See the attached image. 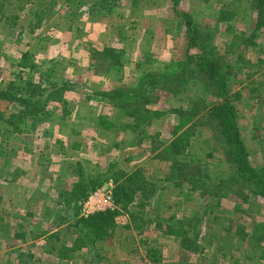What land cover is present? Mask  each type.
Listing matches in <instances>:
<instances>
[{"label": "rangeland", "instance_id": "obj_1", "mask_svg": "<svg viewBox=\"0 0 264 264\" xmlns=\"http://www.w3.org/2000/svg\"><path fill=\"white\" fill-rule=\"evenodd\" d=\"M200 59L226 74V97ZM84 99L110 107L102 124L110 133L108 152L119 158L92 171L64 157L75 150L66 137L72 141V132L86 129L72 122L83 119L73 101ZM226 102L250 161L264 175V0H0V155L53 145L71 172L59 175L57 197L44 189L34 198L35 190L22 185L27 207L39 205L28 231L19 225V206L3 201L9 192L19 198V178L1 171L0 158V264H38L31 251L49 240L53 253L40 256L53 257L50 264H264L262 188L254 183L252 192L241 183L235 193L202 197L195 183L173 179L180 168L212 188L234 173L250 177L240 178L227 159L217 111ZM55 127L58 137L48 138ZM36 132L49 141L23 136ZM129 175L147 189V199L136 192L129 212L114 200L103 211L120 212L98 236L85 204L101 182L114 199L115 186L128 185ZM53 202L67 215L40 211Z\"/></svg>", "mask_w": 264, "mask_h": 264}, {"label": "crops", "instance_id": "obj_2", "mask_svg": "<svg viewBox=\"0 0 264 264\" xmlns=\"http://www.w3.org/2000/svg\"><path fill=\"white\" fill-rule=\"evenodd\" d=\"M74 104L76 105L75 109H81L82 112V117L83 119H74L72 122H81L83 124V126L86 127V129L84 130V132H82V134L80 133H76V132H72L71 135L72 137V141L66 137V142L71 143L72 144V148H75V150H71V152H69L68 155H65V159L71 160L72 163L75 162V160H83V162L86 164H89V170L92 171L93 170V166L94 164H98L97 167H101V168H105V165H107V160L109 158H116L114 157L115 152H108V147H107V141H108V131L107 129L103 126L102 122L105 118L106 115H108L110 112V107H108L107 105H105L106 103L100 102L99 100L97 101H91V100H82V102L79 101H73ZM69 121V120H68ZM79 123V124H81ZM76 124V123H75ZM94 127V128H92ZM38 129V128H37ZM115 129V128H114ZM121 130H123L122 128H120ZM61 128L59 127H55L52 131V133L48 136V138L51 139V137L55 138L57 136V134L60 132ZM127 132H129V128H127L126 130ZM113 132V131H112ZM66 134V133H65ZM122 134H125L123 131H120V133L118 135H116V141H121V137ZM23 136H26L28 139H32L33 141H31L30 143H39L42 142L43 140H46L48 138H45L42 135H38V133H34V135L31 134H25ZM22 136V137H23ZM58 137V136H57ZM65 137V135H64ZM63 138V137H61ZM110 138V137H109ZM124 139H126V137H123ZM49 141V140H46ZM80 145V146H77ZM22 150L21 151H13L11 148L4 151L3 154L0 155V158L2 159V163L3 166L1 167V171L6 174L8 176V178H15L12 177L11 175H17V179L19 180V186L16 188L19 190L18 193V199L16 200L15 197H13V195H11V192L9 193H5V198L3 199L8 201V204L10 207H15V206H19L18 209L21 212V220H19V225L22 226V228L24 230L28 229V231H31V226L35 223L31 222V218L33 217L34 219H36L37 217V211L36 210L38 208L39 205H35V206H30V207H34V211H30L29 213H24L27 210H29V208L27 207V204L23 199V187L22 185L25 186V188H31L35 190L34 192V198L35 195L37 194H41L40 192L42 190H48L47 192L53 191V193L51 194V198L53 197V194L56 195V197L58 196L60 190L63 188L62 185V181L58 178L59 175L65 173L70 175L71 172L69 171V161L66 160V162L68 163V165H66L62 160L61 163L59 160V157L61 156L59 154V152L53 148V145H50V147H47V145H44V147L42 146V149L40 150L41 146H37V150L36 151H28L27 148H24V146H22ZM130 151V153H128V156L131 155V152L134 150V145H128L127 147ZM120 154V153H119ZM123 155H120V157ZM68 157H72V159H69ZM132 156H130L129 158H131ZM133 157L135 158V156L133 155ZM119 159V158H116ZM74 166V165H73ZM132 166V165H131ZM84 167L82 169H79V171L83 170L84 171ZM97 169H95L93 172L94 173ZM101 170V169H100ZM131 170V169H130ZM63 171V172H62ZM46 172V173H45ZM98 174H100V172H97ZM20 175V176H19ZM90 173L87 172V176H89ZM46 176L48 177V180L43 181V177ZM22 179V180H20ZM10 180V179H8ZM9 183H11V181H6ZM20 182L22 184H20ZM59 184L61 185V187H59ZM101 183H98L95 188L97 189V195L92 196L90 198V200L92 199V201L94 203H91V208L92 209H96L99 212H103L104 208L107 204L106 199H107V188L105 186V184L101 185ZM27 186V187H26ZM5 188L7 189V187L5 186ZM12 188L9 187L8 191ZM82 188H85L84 186H82ZM22 190V191H21ZM22 192V196L20 195ZM96 193V192H95ZM47 194V193H46ZM49 196V194H48ZM55 197V199H56ZM49 198V199H51ZM103 201H100L102 200ZM89 200V201H90ZM51 201V200H50ZM36 203V201L34 202ZM34 205V204H33ZM56 205V203H51L48 206H45L46 208H44V206H42V204H40V211H43V209H45V211H52L55 214H60V217H64L65 215H67V211L65 208H62L60 210H58V207H60L61 204H59V206H54ZM58 205V204H57ZM29 214V215H27ZM90 215H88L89 217ZM52 218V217H51ZM51 218L49 219L51 221ZM44 219H42L43 221ZM53 232L56 231V229L52 230ZM35 231H33L34 233ZM52 233V232H51ZM16 234V232H15ZM50 234V233H49ZM13 236V235H12ZM50 241V240H49ZM49 241L45 242V243H41L39 244V246L37 248H35V250L31 251V254L33 255V259H34V263H38V264H45V262H47L46 264H50V259L52 260L53 257H50V259L48 261H45L41 255L42 254H47L48 252L51 254L53 253L51 251L50 248V243ZM44 242V241H43ZM55 248V247H54ZM13 249V248H11ZM19 254V253H18ZM42 258V259H40ZM60 263H62V261H60ZM58 263V264H60ZM57 264V263H55ZM76 264H81L79 261ZM84 264V263H82Z\"/></svg>", "mask_w": 264, "mask_h": 264}, {"label": "trees", "instance_id": "obj_3", "mask_svg": "<svg viewBox=\"0 0 264 264\" xmlns=\"http://www.w3.org/2000/svg\"><path fill=\"white\" fill-rule=\"evenodd\" d=\"M260 3L263 2V0H259ZM261 8V7H260ZM188 27L189 30L195 31V28L192 27V20L191 17H188ZM200 65L201 68L205 71L209 77L213 78L214 80H217L219 84V96H225L227 95V79L226 74L220 72V68L217 65H214L212 62L205 61V59H200ZM8 99H12L9 95H7ZM25 104H29V100L22 101ZM39 102H34V107H37ZM41 111V110H39ZM217 111L221 117V123L224 128V134L227 141L228 148V154L227 157L228 161L231 163H235V168L238 172H240L241 177L245 176L246 173H249L250 177H245L244 179H238L237 175L231 174L226 179L221 180L220 185L217 187H209L201 182L202 179H199L196 177L197 175H194V170L190 169H179V172L176 171V176H173L175 181H177L178 185H181L183 183H188L194 185L195 189L200 190L199 194L202 197H214L219 196V194L223 193L224 191L232 192L236 191L237 185L244 183L243 186L246 187L247 190L255 192L256 190L251 187L252 184H256L260 188L264 190V175L257 171L252 162L249 159V151L246 148L243 139L241 137V133L237 128L236 123V112L233 108V106L230 104V102L222 103L219 108H217ZM25 112V111H24ZM36 111L28 112L27 115L35 116ZM43 112V110H42ZM23 113V111H22ZM38 115V110H37ZM171 147H173V152L178 154L181 152V149L179 148V143L176 141L171 143ZM174 175V174H173ZM194 177H193V176ZM249 179V180H248ZM127 184L117 183L114 189V200L116 204L118 203L121 209H124L126 212H129V206L134 200V196H136V192H139V199L143 201L144 199H147L148 192L147 189L144 191L141 184L138 183L137 180H135V176L129 175L126 177ZM198 184V185H197ZM135 192V193H134ZM134 194V195H133ZM239 194V192L237 193ZM262 195H264V191H262ZM140 201V202H141ZM120 212L119 209L115 210H108L103 212H98L93 215H90L86 222L90 223V226L96 227L97 235L100 236L101 231L105 233L104 226H102L103 222H110L114 224L116 215ZM102 226V227H101ZM128 227H131L129 225ZM105 230V231H103ZM186 232V231H184ZM149 253V252H148Z\"/></svg>", "mask_w": 264, "mask_h": 264}, {"label": "built area", "instance_id": "obj_4", "mask_svg": "<svg viewBox=\"0 0 264 264\" xmlns=\"http://www.w3.org/2000/svg\"><path fill=\"white\" fill-rule=\"evenodd\" d=\"M97 195V192L95 193V196ZM106 206L104 208H101V209H105V208H112V204L114 203V199H113V196H112V193L109 192L108 195H107V199H106ZM91 203H94L92 201V199L90 201H88V203L85 204V211H86V216L92 214L91 212H94L96 209H92L90 206H91Z\"/></svg>", "mask_w": 264, "mask_h": 264}]
</instances>
